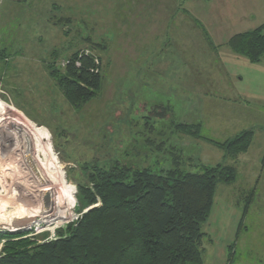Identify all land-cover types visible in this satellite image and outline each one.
I'll use <instances>...</instances> for the list:
<instances>
[{"label": "rangeland", "instance_id": "obj_1", "mask_svg": "<svg viewBox=\"0 0 264 264\" xmlns=\"http://www.w3.org/2000/svg\"><path fill=\"white\" fill-rule=\"evenodd\" d=\"M52 3L60 9L51 17ZM182 6L172 0L0 1V109H12L33 129L59 177L52 220L41 223L36 201L13 190L14 171L2 168L0 219L13 213L16 222L10 228L0 224V256L8 232L34 244L56 239L58 231L67 235L84 212L100 205L98 196L82 205L87 192L95 193L98 171L194 172L202 163L226 162L205 138H231L248 118L255 103L242 93L253 92L255 73L224 66L203 31L179 12ZM76 51L92 53L101 68L97 93L79 108L68 103L51 75L57 54L62 60ZM235 71L241 80L230 79ZM244 195L217 186L201 225L202 254L264 264V210H247L237 231L243 202L240 208L235 203Z\"/></svg>", "mask_w": 264, "mask_h": 264}, {"label": "trees", "instance_id": "obj_2", "mask_svg": "<svg viewBox=\"0 0 264 264\" xmlns=\"http://www.w3.org/2000/svg\"><path fill=\"white\" fill-rule=\"evenodd\" d=\"M50 8L52 17L60 6L52 3ZM181 10L188 15L184 8ZM57 17L67 23L71 20ZM191 19L212 45L202 24ZM226 45L251 63L264 62V23L233 34ZM54 58L52 77L68 103L81 107L100 87L97 57L76 51L62 60L58 54ZM194 131L186 132L196 135ZM252 138L253 131L248 129L223 141L205 139L230 158L246 151ZM96 175L92 178L95 193L87 192L82 205L93 204L98 196L99 206L84 212L72 228H67V235L58 231V237L51 241L34 244L17 236L19 232H8L0 264H200L201 225L210 215L217 186L236 181L234 166L225 162L202 163L194 172L170 169L155 173L146 168L113 167ZM246 212L247 207L237 231Z\"/></svg>", "mask_w": 264, "mask_h": 264}, {"label": "crops", "instance_id": "obj_3", "mask_svg": "<svg viewBox=\"0 0 264 264\" xmlns=\"http://www.w3.org/2000/svg\"><path fill=\"white\" fill-rule=\"evenodd\" d=\"M17 3L25 0H13ZM180 4L191 18L203 24V28L211 41V49L227 67L247 66L252 68L254 76L253 92H243L246 99L254 101L255 106L250 108L248 118L234 131L233 136L243 130H252L253 138L244 152L236 157H221L225 163L234 166L236 181L225 184L229 187L241 189L243 197L235 205L239 207L243 202L242 210H264V62L251 63L246 57L234 53L226 41L236 33L253 29L264 23V0H172ZM176 8V7H175ZM179 12H181V9ZM46 9V8H45ZM48 9V8H47ZM230 79L241 80L237 71L231 74ZM233 86L231 91H233ZM227 85L222 86V91H227ZM235 92V91H234ZM232 95V94H231ZM234 97V95H232ZM211 153V152H209ZM212 154V153H211ZM214 157V155H213ZM212 157V158H213ZM216 157V156H215ZM246 191H249L246 193ZM252 196H250V192ZM242 200V201H241ZM248 202V206H247ZM252 205V207H251ZM240 208V207H239ZM241 220H239V223ZM238 223V226H239ZM229 255V257H228ZM233 255V254H232ZM233 257V256H232ZM230 254H203L200 264H233ZM237 264V263H236Z\"/></svg>", "mask_w": 264, "mask_h": 264}, {"label": "bare ground", "instance_id": "obj_4", "mask_svg": "<svg viewBox=\"0 0 264 264\" xmlns=\"http://www.w3.org/2000/svg\"><path fill=\"white\" fill-rule=\"evenodd\" d=\"M2 168H11L15 172L11 177L15 180L13 190L18 187L17 190L29 196L27 201H36L40 222L49 223L54 210L53 192L59 183V177L54 174L50 156L33 129L14 116L12 109H0V173ZM3 176L0 174V181ZM15 219L16 215L9 213L8 217L0 219V224L10 228L16 222Z\"/></svg>", "mask_w": 264, "mask_h": 264}, {"label": "built area", "instance_id": "obj_5", "mask_svg": "<svg viewBox=\"0 0 264 264\" xmlns=\"http://www.w3.org/2000/svg\"><path fill=\"white\" fill-rule=\"evenodd\" d=\"M0 1H1V0H0ZM61 64H64V61H62Z\"/></svg>", "mask_w": 264, "mask_h": 264}]
</instances>
